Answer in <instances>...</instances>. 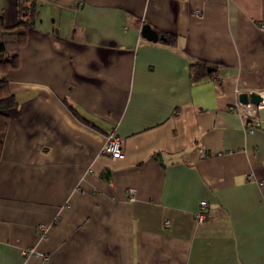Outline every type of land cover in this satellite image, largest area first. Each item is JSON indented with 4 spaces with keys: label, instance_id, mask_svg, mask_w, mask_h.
<instances>
[{
    "label": "crops",
    "instance_id": "crops-1",
    "mask_svg": "<svg viewBox=\"0 0 264 264\" xmlns=\"http://www.w3.org/2000/svg\"><path fill=\"white\" fill-rule=\"evenodd\" d=\"M21 3L0 264H264V106L252 124L238 112L243 92L264 99V0ZM17 10L0 0L5 27ZM146 23L174 41L145 40ZM194 62L211 69L195 82Z\"/></svg>",
    "mask_w": 264,
    "mask_h": 264
},
{
    "label": "trees",
    "instance_id": "trees-1",
    "mask_svg": "<svg viewBox=\"0 0 264 264\" xmlns=\"http://www.w3.org/2000/svg\"><path fill=\"white\" fill-rule=\"evenodd\" d=\"M25 6L18 0V20L14 26H6L0 18V151L6 136V129L9 123V110L16 105V101L7 86V73L18 66L19 48L27 41L29 28L33 27L35 4ZM162 40L170 44L174 36L163 34ZM189 69L190 79L195 82L202 79L208 72V66L199 62L191 64ZM209 73V72H208Z\"/></svg>",
    "mask_w": 264,
    "mask_h": 264
},
{
    "label": "built area",
    "instance_id": "built-area-1",
    "mask_svg": "<svg viewBox=\"0 0 264 264\" xmlns=\"http://www.w3.org/2000/svg\"><path fill=\"white\" fill-rule=\"evenodd\" d=\"M261 29H264V22L261 25ZM264 106V102L260 103V104H252V103H247V104H238V112L240 113L241 117L245 118L246 120H248L251 124L253 122V118L255 117L256 114V109L261 108ZM123 144H124V140L114 134V133H110L105 137V143L103 145V147L100 150V153L102 155H106L108 157H110L113 160L119 159L123 156ZM199 152H202V149L199 150ZM248 179H251L250 176H248ZM129 198L131 200H134V190L130 189L129 190ZM201 206L205 205V202H201L200 203ZM205 215L203 214V212H199L196 214V219H198V222L201 223V221L204 220ZM167 223V221H166ZM40 232H45L47 230L45 225H41L39 228ZM35 251L34 249H27L22 251V254L24 257H27V255L30 254H34ZM40 264H49L47 261H44Z\"/></svg>",
    "mask_w": 264,
    "mask_h": 264
},
{
    "label": "water",
    "instance_id": "water-1",
    "mask_svg": "<svg viewBox=\"0 0 264 264\" xmlns=\"http://www.w3.org/2000/svg\"><path fill=\"white\" fill-rule=\"evenodd\" d=\"M141 36L150 42H157L159 39L162 40V36L159 35L155 30L151 28L149 24H145L141 27L140 30ZM211 70V69H208ZM238 100L240 101L241 104H247V103H252V104H260L264 101L263 97L259 93H246L243 92L242 94L239 95Z\"/></svg>",
    "mask_w": 264,
    "mask_h": 264
}]
</instances>
